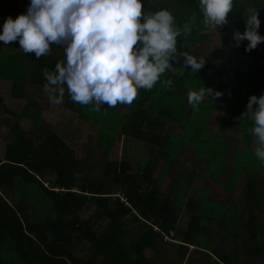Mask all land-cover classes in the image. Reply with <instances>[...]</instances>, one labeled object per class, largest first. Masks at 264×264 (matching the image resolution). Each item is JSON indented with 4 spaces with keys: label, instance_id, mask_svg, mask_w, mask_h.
I'll list each match as a JSON object with an SVG mask.
<instances>
[{
    "label": "trees",
    "instance_id": "1",
    "mask_svg": "<svg viewBox=\"0 0 264 264\" xmlns=\"http://www.w3.org/2000/svg\"><path fill=\"white\" fill-rule=\"evenodd\" d=\"M22 2L30 6L28 0ZM142 3L145 13L166 8L181 28L191 22V32L177 38L178 54L188 52L200 58L189 50V44H201L215 31L219 40H228L230 50L245 53L248 58L238 62L215 58L214 67L204 65L193 73L182 66L181 57L151 90H138L137 98L123 110L105 104L107 112L115 111L117 120L113 129L105 128L101 120L95 121L100 124L94 128L96 160L103 163L95 178L86 175L96 161L75 157L64 133L46 126L41 106L34 100L27 99L20 113L3 108L12 119L0 120L6 126L0 159V264H259L257 255L264 254V176H259L258 170L264 168V161L255 156L257 145L249 132L254 122L242 113L247 110L250 96L264 95V42L248 52L245 49L249 42L243 40L236 46L234 32L244 33L246 19L258 12V33L264 36V0H234L228 23L216 30L203 25L199 0ZM27 11L17 0H0V33L8 17L15 20ZM62 47L53 45L51 54L37 59L34 53L25 54L18 41L8 45L0 42V80L9 81L11 96L21 98L25 85L44 87V70L55 71L56 63L65 60ZM169 79L173 82L171 88L164 83ZM201 87L220 96L205 97L197 106L189 104V92ZM219 103L230 116L238 118L236 129L242 144L229 152L228 142L206 129ZM58 106L95 125L85 120L82 106L71 100L66 86ZM23 118L32 129L19 124ZM166 120L173 126L165 128ZM119 133L134 145L140 141L149 148L148 154L138 159L136 169L128 161L108 157ZM177 149L188 150L189 170L183 172L187 176L183 174L176 189L172 188L173 181L163 190L162 177L172 170ZM206 152L208 157H204ZM231 156L232 162L226 166ZM159 159L160 173L153 176ZM200 159L210 165L205 177L216 181V174L224 175L227 188L233 186L235 176L243 169L253 173L246 180L241 198L234 197L238 205L209 198L208 189L202 186L196 197L188 196L193 170ZM73 187L77 191L71 190ZM227 190L231 195V187ZM182 205L188 209L187 220L184 229L178 230L176 222ZM133 230L136 234L129 236ZM228 234H232L230 241L226 239ZM163 235L170 240L162 241ZM213 237L217 239L214 246ZM189 245L194 250L190 251ZM148 248L152 253H164V258L156 261L144 256ZM166 253H178L177 258L165 260Z\"/></svg>",
    "mask_w": 264,
    "mask_h": 264
},
{
    "label": "clouds",
    "instance_id": "2",
    "mask_svg": "<svg viewBox=\"0 0 264 264\" xmlns=\"http://www.w3.org/2000/svg\"><path fill=\"white\" fill-rule=\"evenodd\" d=\"M233 4L234 0H199L203 25L213 30L226 25ZM260 23L258 12H252L244 33L234 32L236 46L247 40L245 51L250 52L264 42ZM191 30V22L177 26L166 8L145 13L142 0H31L27 14L5 20L0 42L18 41L25 54L34 53L37 59L51 54L53 45L63 46L65 60L56 63L55 71L44 70L50 103L63 102L66 86L74 103L93 105L99 112L105 104L131 105L138 90H151L181 57L184 68L193 73L202 69L203 57L178 54L177 38ZM164 83L171 88L173 82ZM212 95L220 93L201 87L189 92L188 103L197 106ZM246 108L242 116L254 122L249 132L256 138L255 156L264 161V95L250 96Z\"/></svg>",
    "mask_w": 264,
    "mask_h": 264
},
{
    "label": "rangeland",
    "instance_id": "3",
    "mask_svg": "<svg viewBox=\"0 0 264 264\" xmlns=\"http://www.w3.org/2000/svg\"><path fill=\"white\" fill-rule=\"evenodd\" d=\"M21 6H25L22 2V0H17ZM31 1V0H30ZM2 27L4 25V22H2ZM218 39L217 33L213 31L211 34H209L208 38L201 42V44L198 43H190L189 44V50L194 51L197 55L203 57L205 59V67L206 68H211L214 67V61L215 58L218 59L219 61H231V62H238L241 61L245 58V60L248 58V56L245 55V53H236L229 48V42L228 40L223 42ZM223 42V43H222ZM61 62V61H60ZM231 76V73L229 72V77ZM218 89H221V87H218ZM48 92L44 90V87H41L40 89H35L32 86L25 85L24 87V93L21 98H14L11 96L10 93V83L9 81H4L0 80V97H1V104H0V120H5V118L12 119L11 115L8 114L3 110V108H7L11 111L15 112H22V107L25 104V101L27 99L34 100L38 106H41V117L44 119V122L47 127L52 128L55 132H58V130L62 129V132L65 135L66 142L75 150V157L77 158H87L88 162L89 161H96V164L94 166V169L91 170L90 172L87 173V177L89 178L92 175V178H95L94 176H99V169L103 166L102 160H96L97 157V139H96V133H95V126L96 128L99 123H95V121H102L103 126L105 128H110L113 129L116 126V120H117V115L115 111L113 112H107L105 105L101 106V110L99 112L93 111V105H87V106H82V111L85 114L86 118L85 120L89 124H95L92 126H89L87 123L82 124L79 120H77L73 115V113H70V111H66V108H60L58 105L53 104L51 106L46 105L48 104ZM127 105H121L118 104L116 106L117 110H123ZM219 108H215L210 116V119L208 120V128L210 130H213L214 132L222 133L220 129V123H222L221 118V113L225 112L223 111V107H221V104H217ZM107 112L105 115L104 112ZM69 114L70 116H67ZM24 115V114H22ZM114 119V120H110ZM225 123L229 124L227 122V118H224ZM0 159L3 157V149L5 145V140L2 138V134L4 133V128L6 126L2 124L0 121ZM20 125L23 126L25 129H32L30 122L23 118L19 122ZM166 125V122L164 121V124ZM170 126L172 123L169 124ZM232 126V125H229ZM213 136V134H212ZM127 141V140H126ZM114 142V139L113 141ZM113 144V143H112ZM125 147H133L132 141L126 142ZM135 149V148H134ZM142 149V147H137V149L130 151L127 150L123 152V150H119L117 148H114L112 145L109 148V153L108 157L110 160H129L132 161V158L135 156V154ZM144 149H149L148 146H145ZM148 151L145 152L144 155H147ZM186 155V151L184 150H176L174 154L176 155ZM131 155V156H130ZM209 153H205L204 157H208ZM174 156V155H173ZM135 159V158H133ZM125 160V161H126ZM100 161V162H99ZM198 161V160H197ZM200 161V160H199ZM203 161V164H205L206 168L209 169L210 165L209 163H205V160ZM159 163H157V166ZM157 169L158 167L154 170L153 175L156 176L157 174ZM261 167L259 168V170ZM94 171V173H92ZM184 171V166H179L177 168V165L175 164L172 167L171 175L177 177L178 180H180V177H178L180 174L182 175ZM260 172H264V169L262 168ZM169 176V175H168ZM168 176L163 177V186L162 188L166 189L167 184H168ZM242 184V183H241ZM168 185H172L169 183ZM177 186H175L176 188ZM56 189V188H53ZM77 190V188H75ZM9 197V195L7 196ZM89 212L87 211L85 215H87ZM187 213L188 209L184 208V205L181 206V209L178 214V220L176 222V227L178 230L184 229L186 220H187ZM84 215V216H85ZM134 234H129V236H133ZM170 240V238H169ZM167 240L166 242H168ZM212 243H217L214 238L211 240ZM191 249V248H189ZM144 253H150L149 249H145Z\"/></svg>",
    "mask_w": 264,
    "mask_h": 264
},
{
    "label": "crops",
    "instance_id": "4",
    "mask_svg": "<svg viewBox=\"0 0 264 264\" xmlns=\"http://www.w3.org/2000/svg\"><path fill=\"white\" fill-rule=\"evenodd\" d=\"M28 1H29V3H31L30 0H28ZM21 7L23 9H25V10H27L29 8V6H26V5L25 6H21ZM46 105H49V106L53 105L52 103H50L49 97H48V104H46ZM66 111H69V110L66 109ZM223 111L225 112V114L224 113H221V118H220V120H222V123H220V129H221V132L222 133H218V132H214L213 130H210L208 128V122L206 124V126H207L206 129H209L212 132V134H213L214 137L215 136H219L222 139H225L228 142V145H229V147L227 148V151L229 152L233 148H240V146L242 144V142H241L242 141V138L240 137V133H237V129H239L238 128V122H237L238 121V118H236L235 116H230L227 113V111L224 110V106H223ZM70 113H72V112H70ZM67 116H70V115L67 114ZM74 117L77 120H79L82 124H86V122H84L83 120L77 118L76 115ZM224 118H227V122L229 124H226L225 123ZM170 123H172L171 126L169 125ZM229 125H232V126H229ZM89 126H91V125H89ZM166 126L168 128L172 127L173 126V122H171L170 120H166V125H164V127L166 128ZM58 131H61L62 132V129H60ZM126 137L127 136H125V135H123L121 133L116 134L112 146L114 148L119 149V150H123V152H125L127 150L133 151V150L137 149V147H142V149H140L135 154V156L133 157L135 159L132 158V161H129V160H126L125 159L126 161H128L129 163L132 164V166H133L134 169H136V167L138 166V163H139L138 159H140V156L142 154L144 155L145 152L148 150V149H144V147L147 146V145L145 143H142V142L138 141L135 145H134L135 142H132L133 147H130V148L125 147L124 144L126 142L132 141V140L126 138ZM253 139L256 141V138H253ZM254 140H252V141H254ZM186 149H185L186 155H185V153L182 156L175 154L176 156L174 157V160H173V163H175L177 165V168L179 166H184V171H186V168H188V170H189V165H190L189 164V161H188L190 159V156H189L188 150H186ZM212 159L215 160L216 158L213 156ZM247 160H249V158ZM231 162H232V156L231 157H228L226 159V163H228L226 166H229V164ZM158 163H159V165L154 167V170L158 167L156 176H158V174L160 173V168H161V163H162L161 162V159L158 160ZM154 170H153V173H154ZM188 170L186 171V173L188 172ZM198 170H200L199 173H198ZM206 170H208V169L206 168L205 164H203V161H201V159H200L199 164L197 166H195V168L193 170V173H195V174L194 175L192 174L193 177L191 178V186H190V188L188 190V196H190L192 198L193 197H196L195 196L196 193L200 191V188L202 186V187H206L208 189V194H209L208 197L209 198H212L213 200H216V201H220V200H224L225 199L226 202H231L232 204L238 205V202L234 199V197H237L239 199L241 198V195H242V193H243V191L245 189L244 186H245L246 180H247L248 177H252L253 176V173L251 171H248V170L246 171L245 169H243V171H241L239 173V175H236L235 176L236 179H235V181L233 183V186H228V188L231 187V195H230V193L227 192L228 191L227 190L228 188L226 187L227 185H226V183H224L225 182L224 181V175L216 174L215 175L216 181H213V180L205 177L206 174H204V173H205ZM260 170H258V175L261 176V177H263L264 176V172L262 173V172H260ZM186 173L185 174L182 173V175L180 174L178 176V177H180V180L182 178H184V175L187 176ZM200 173H202V174H200ZM262 174H263V176H262ZM173 175H171V172H167L165 175H163V177L168 176V180H169L168 181V184L169 183L172 184L173 181H174V185H173L172 188L173 189H176L175 186H177L179 184V180L177 178H175V177H177L176 175H175V177ZM153 176H155V175H153ZM163 177H162V180H163ZM173 178H174V180H172ZM168 184H167V187H170V185H168ZM162 186H163V182H161V187ZM185 201H186V199H184V202ZM131 234H134L135 235L136 232L134 233V230H133L131 232ZM228 236L229 237L226 238V239H228L230 241L231 240V237H232V234H228ZM214 239L217 241L216 238H214ZM212 244L214 246L217 243H215V244L212 243ZM189 248H191V249H189ZM188 249L191 251V250H194V247L191 246V245H189L188 246ZM149 251H150V253H143L144 256L149 257L151 259H154L156 261H160L162 258H164L163 257L165 255L164 253H152V250L151 249H149ZM72 254L78 255L79 253H72ZM177 254L178 253H166V259L165 260H168V259H171V260L176 259L177 258ZM188 254H190V253H187L185 255V257H184L185 259L189 256ZM260 256H261V253H259L257 255V257H259L258 258L259 264H264V254L261 257Z\"/></svg>",
    "mask_w": 264,
    "mask_h": 264
},
{
    "label": "built area",
    "instance_id": "5",
    "mask_svg": "<svg viewBox=\"0 0 264 264\" xmlns=\"http://www.w3.org/2000/svg\"><path fill=\"white\" fill-rule=\"evenodd\" d=\"M46 184H47V182H44V185H46ZM71 190H73V191H77V190H75V187H73ZM153 229L156 230L155 227H153ZM171 234H172V232L169 231V235H171ZM167 240H169V236H168V235H163V236H162V241H167Z\"/></svg>",
    "mask_w": 264,
    "mask_h": 264
}]
</instances>
